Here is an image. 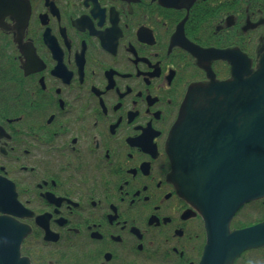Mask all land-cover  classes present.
Returning a JSON list of instances; mask_svg holds the SVG:
<instances>
[{"label":"flooded vegetation","instance_id":"obj_1","mask_svg":"<svg viewBox=\"0 0 264 264\" xmlns=\"http://www.w3.org/2000/svg\"><path fill=\"white\" fill-rule=\"evenodd\" d=\"M27 4L22 30L20 13L0 18V216L22 257L198 264L206 228L176 177L172 132L232 79L227 59L192 54H264V0Z\"/></svg>","mask_w":264,"mask_h":264},{"label":"water","instance_id":"obj_2","mask_svg":"<svg viewBox=\"0 0 264 264\" xmlns=\"http://www.w3.org/2000/svg\"><path fill=\"white\" fill-rule=\"evenodd\" d=\"M4 6L5 0H0ZM209 56L230 59L235 81L211 87L223 98L210 101L208 107L186 109L171 147L176 177L206 222L207 244L200 264H231L244 250L264 245V222L230 230L238 209L264 196V55L259 70L247 79L242 77L248 67L242 56ZM6 226L7 219L0 217V244L5 243L6 228L15 232V223ZM22 233L18 229V235ZM15 237L14 233L10 249L0 247V264H21V239Z\"/></svg>","mask_w":264,"mask_h":264},{"label":"rangeland","instance_id":"obj_3","mask_svg":"<svg viewBox=\"0 0 264 264\" xmlns=\"http://www.w3.org/2000/svg\"><path fill=\"white\" fill-rule=\"evenodd\" d=\"M255 264H264L262 261H256Z\"/></svg>","mask_w":264,"mask_h":264}]
</instances>
